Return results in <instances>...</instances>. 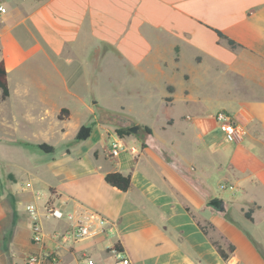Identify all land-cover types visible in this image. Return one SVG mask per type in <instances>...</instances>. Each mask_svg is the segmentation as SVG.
Returning a JSON list of instances; mask_svg holds the SVG:
<instances>
[{
	"label": "crops",
	"instance_id": "obj_1",
	"mask_svg": "<svg viewBox=\"0 0 264 264\" xmlns=\"http://www.w3.org/2000/svg\"><path fill=\"white\" fill-rule=\"evenodd\" d=\"M6 7L7 14L0 16V61L6 73L31 57L47 59L53 73L48 86L36 78L33 90L25 87L22 96L34 101L18 112L39 121L52 118L70 143L58 156L43 155L19 183L8 182L1 200L0 248L9 264L51 253L56 263L42 264H83L84 257L111 264L108 248L116 243L131 264H264V0H6ZM13 22L23 26V39L8 35ZM22 40L28 44L22 46ZM108 57L126 74L159 84L166 106L179 100L193 108L176 130L189 141L193 157L179 152L170 139L156 148L148 127L149 142L135 157L125 152L115 160L101 150L105 136L91 122L96 103L90 106L69 77L75 67L76 83L84 74L97 79ZM10 96L9 91L3 102ZM62 110L67 113L60 120ZM83 111L91 115L86 123L78 118ZM220 111L243 128L237 141L228 142L220 131L215 121ZM10 114H0L1 126H8ZM90 122L88 139L76 143L78 130ZM174 122L170 118L161 129ZM165 151L198 171L220 170L222 180L235 188L236 202L225 204L223 212L198 209L201 202L186 187L178 162L164 160ZM110 172L130 174V189L120 192L107 185L104 176ZM184 195L196 199L201 222ZM29 203L38 208L39 244L31 239ZM45 203L63 212V219L45 218ZM249 209L252 220L244 217ZM99 218L108 222L110 234L101 231ZM76 222H90L92 235L76 242L54 238ZM197 222L209 226L206 235ZM213 242L228 254L226 260ZM229 245L233 252L227 251Z\"/></svg>",
	"mask_w": 264,
	"mask_h": 264
},
{
	"label": "rangeland",
	"instance_id": "obj_2",
	"mask_svg": "<svg viewBox=\"0 0 264 264\" xmlns=\"http://www.w3.org/2000/svg\"><path fill=\"white\" fill-rule=\"evenodd\" d=\"M8 27H10L8 35H11L15 41L17 38L21 39L22 37L23 39L24 28L20 23L13 22ZM27 42V40L26 43L22 40L21 45L25 46L28 44ZM91 54H89L90 60ZM3 55L4 51L0 45V59ZM46 55H50L49 51H46ZM89 71H91V67ZM101 71L97 79L96 77L92 78L84 74L82 76L83 82L76 83L79 74L77 73V69L73 67V74L69 77L70 84L76 85V91L84 96L86 101L88 100V104L92 102L96 103L94 106L95 114L92 116L91 122L93 124L98 123L101 128L100 134L105 136L100 141L101 150H108L112 141L119 139L120 136L118 134H121L122 138L128 137L124 139L120 137L124 146L135 148L136 152L130 154L132 157H135L139 155L142 146L144 147L149 142L147 140L148 134L144 131V128L148 127L153 135L154 143L150 141L152 142L151 144H154V146L162 145L161 140L170 139L176 143V148L179 149V152L182 150L186 152L187 156L193 157L189 141L183 138L180 139L176 133V130L182 126V120L188 119V117L185 118L186 114L193 111V108L189 109L185 107L179 100L172 107L166 106L161 101L163 90L160 89L159 84L145 83L141 76L126 74V71L122 70L116 62L113 63L110 57L106 58ZM7 73L8 88L11 96L6 103L0 99V114L4 116L9 112L11 114L8 116L10 120L8 126L4 127L2 124L5 128L3 130L0 115V220L5 217V211L3 212L1 208V200L4 194L8 192L6 188L8 182L12 179H17L16 181L19 183L25 170L33 168L37 164L36 161L43 158V155H47L36 149L35 146L42 143L49 144L54 149V155L58 156L61 151L69 148L67 146L70 144L68 142V133H66V136L58 133L56 131L57 123L52 118L46 117L44 121H39L37 116L36 118L31 115L27 117L24 112H18L32 107L31 103L34 101L32 98L22 96V91L26 89V86H28V89L33 90L36 78L37 80H42V83L47 86L50 84L49 77L53 73L49 61L47 59L42 60V58L36 59L31 57L21 62L18 67L10 69ZM120 106L124 108V111L116 110ZM16 112H18V115L15 118L11 117L12 113ZM90 117L91 115L85 113V111L78 115V118L84 121V123ZM170 118L175 121L174 126L172 128L167 127V130H162L161 127L165 123H168ZM91 122L86 125L92 124ZM133 126H138L136 134L131 132L127 134V132L122 131ZM25 143L32 145H26ZM87 155L91 157L89 151H87ZM123 155L124 153L119 154V156L115 157V160H118ZM108 156H110L109 152ZM173 159L178 162L177 158L170 157L167 151L164 152L165 161H172ZM179 159L180 162L177 165H179V172L182 173L186 187L201 202L198 208L196 199L193 196L188 197V195H184V200L189 205L188 209H192L190 213L195 219L200 222L202 221L195 212L197 208H208L206 207L207 202L222 200L224 205L227 204L229 206L233 202H236V191L228 190V187L232 186V184L222 180L220 170L209 173H206L204 169L198 171L192 164L190 166L186 164L182 165V158L180 157ZM204 162L206 163L207 160H204ZM206 177L209 189L206 185ZM11 205L12 207L13 205L17 207L16 202L14 204L12 202ZM208 209L211 210L210 208ZM8 210H11V208ZM8 210H6V213H8ZM204 227L209 229L208 225ZM25 259L20 264H25ZM12 262L14 263L13 260ZM0 264H9V260L4 259V253L1 248Z\"/></svg>",
	"mask_w": 264,
	"mask_h": 264
},
{
	"label": "built area",
	"instance_id": "obj_3",
	"mask_svg": "<svg viewBox=\"0 0 264 264\" xmlns=\"http://www.w3.org/2000/svg\"><path fill=\"white\" fill-rule=\"evenodd\" d=\"M5 14H7L6 0H0V16H4ZM215 121L228 142H235L245 134L243 128L239 124L234 122L232 117L225 112H217L215 115ZM108 152L110 157H117L119 156V154L125 152L133 154L135 153V149L133 147L128 148L124 146L119 137V139H115L112 141L110 147L108 148ZM228 190L236 191L233 186H229ZM38 199L39 197L37 196V200ZM25 211L28 213L29 221L31 223V239L34 243L39 244L42 242L43 234L40 230V226L38 223V208L35 203H29L26 205ZM43 211L44 216L47 219L60 220L64 217L63 212L57 210L48 203H45L43 205ZM98 222L102 232L106 234H110L112 232V229L111 227H109V224L106 220L99 218ZM91 235L92 225L90 222H76L72 226L71 230L66 231L64 233H60L54 236V238L76 242L78 240L88 238ZM108 255L111 258V264H131L128 256L124 253V251L116 249L114 245L108 248ZM44 260H49L51 263H56L55 255L54 253H51L50 255L48 254L47 257H42L39 255H30L26 257L25 264H42ZM82 262L83 264H95L94 260L88 257H84L82 259Z\"/></svg>",
	"mask_w": 264,
	"mask_h": 264
},
{
	"label": "trees",
	"instance_id": "obj_4",
	"mask_svg": "<svg viewBox=\"0 0 264 264\" xmlns=\"http://www.w3.org/2000/svg\"><path fill=\"white\" fill-rule=\"evenodd\" d=\"M215 32H216L217 36L220 39L225 40L230 47H232V48L237 47V44L235 42L228 39L222 33L218 32V31H215ZM8 97H9V88H8V81H7V73H6L4 62H3V60H1L0 61V99L2 101H4ZM64 113L66 114L67 111L62 110L61 114L58 116V119H60V120L63 119ZM92 127H93L92 124L81 126L80 129L78 130L76 136H75V142L80 143V142L86 141L90 135ZM122 131L127 132V134L130 133L128 129H125ZM144 131L147 134L150 133V130L147 127L144 128ZM118 136L121 137V134L120 135L118 134ZM35 148L38 149L39 151H41L43 154H52L54 151V149L47 144L36 145ZM104 182L107 185H109L110 187L115 188L116 190H118L120 192H127L131 187V176H130V174L124 175V174H121L119 172H110V173L105 174ZM186 211L189 213L187 208H186ZM251 213H252V209H249L247 212L244 213V217L249 219V220H252ZM197 226L199 227V229L201 230V232L204 235L207 234V230L204 226H201L198 222H197ZM212 244L216 248L218 255L223 260H226L228 258V254L216 242H213ZM114 247L118 250H122V247L119 243H116L114 245ZM233 250H234L233 246L229 245L227 247L228 252H233Z\"/></svg>",
	"mask_w": 264,
	"mask_h": 264
},
{
	"label": "water",
	"instance_id": "obj_5",
	"mask_svg": "<svg viewBox=\"0 0 264 264\" xmlns=\"http://www.w3.org/2000/svg\"><path fill=\"white\" fill-rule=\"evenodd\" d=\"M129 132L136 134L138 132V126L128 128ZM207 207L215 210L216 212L224 211V202L222 200H212L206 204Z\"/></svg>",
	"mask_w": 264,
	"mask_h": 264
}]
</instances>
